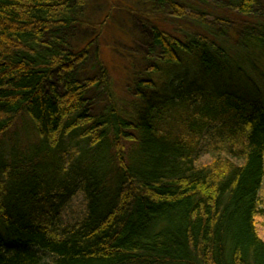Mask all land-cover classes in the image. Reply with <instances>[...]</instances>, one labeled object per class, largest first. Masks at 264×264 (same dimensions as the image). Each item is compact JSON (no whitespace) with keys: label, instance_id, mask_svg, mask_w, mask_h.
Segmentation results:
<instances>
[{"label":"trees","instance_id":"16d2710c","mask_svg":"<svg viewBox=\"0 0 264 264\" xmlns=\"http://www.w3.org/2000/svg\"><path fill=\"white\" fill-rule=\"evenodd\" d=\"M154 1L152 54L195 65L124 109L79 79L88 0H0V137L26 115L40 139L0 160V264H264L263 0Z\"/></svg>","mask_w":264,"mask_h":264},{"label":"rangeland","instance_id":"374dc122","mask_svg":"<svg viewBox=\"0 0 264 264\" xmlns=\"http://www.w3.org/2000/svg\"><path fill=\"white\" fill-rule=\"evenodd\" d=\"M262 3L264 16V0ZM165 11L160 10L154 0H88L83 12L76 17V24L66 31L72 49L78 50L88 44L92 46L90 58L79 69V79H100L105 71L118 104L130 109L135 100L133 88L136 83L154 79L161 86L168 79L181 75L187 67L194 66L195 61L190 56L182 55L181 65L171 66L152 54L151 40L144 33L141 22L152 13L163 18L172 17L169 11ZM232 18L238 20L237 17ZM155 65L159 71L152 75L149 72ZM91 103L93 109L99 111L107 103L106 94L98 92ZM39 140L29 117H19L15 126L0 137V160L7 162L31 153ZM260 199V208L264 211V188ZM258 219V232L264 239V214ZM34 250L44 261L52 259L46 252Z\"/></svg>","mask_w":264,"mask_h":264}]
</instances>
